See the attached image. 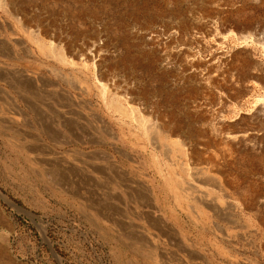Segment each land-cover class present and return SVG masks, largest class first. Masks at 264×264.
<instances>
[{
  "label": "rangeland",
  "instance_id": "374dc122",
  "mask_svg": "<svg viewBox=\"0 0 264 264\" xmlns=\"http://www.w3.org/2000/svg\"><path fill=\"white\" fill-rule=\"evenodd\" d=\"M263 26L264 0H0V264H263L264 149L200 128L246 129Z\"/></svg>",
  "mask_w": 264,
  "mask_h": 264
},
{
  "label": "bare ground",
  "instance_id": "6f19581e",
  "mask_svg": "<svg viewBox=\"0 0 264 264\" xmlns=\"http://www.w3.org/2000/svg\"><path fill=\"white\" fill-rule=\"evenodd\" d=\"M214 2V1H213ZM145 3V2H144ZM197 3V2H196ZM171 6V5H170ZM13 7V6H12ZM188 7V6H187ZM61 8H62V5H61ZM19 9V8H18ZM48 10V9H47ZM50 10V9H49ZM14 12V11H13ZM16 12V11H15ZM190 14V13H189ZM246 16V15H245ZM196 17V16H195ZM197 19V18H196ZM198 20V19H197ZM202 21L203 20H201V23H202ZM176 22V21H175ZM110 24V23H109ZM200 24V23H199ZM192 26V25H191ZM201 26V25H200ZM218 26V25H217ZM26 28V27H25ZM220 28V27H219ZM222 28V27H221ZM242 28V27H241ZM85 29V28H84ZM18 30V29H17ZM158 30V29H157ZM174 30V29H173ZM219 30V29H218ZM241 30V29H240ZM143 31V30H142ZM88 32V31H87ZM233 32V31H232ZM66 34V33H65ZM152 34V33H151ZM194 34V33H193ZM235 34V33H234ZM243 33H241V35H240V37H239V39L241 40V41H246L247 42V40L249 39V38H252V40L254 39L257 43H258V45L260 44V45H262L263 47H264V26L263 27H259V28H257L256 30L254 29V33H253V35L251 34V36L250 35H247V36H245L244 34L242 35ZM146 35V34H145ZM153 35V34H152ZM195 35V34H194ZM194 35H193V37H194ZM239 35V34H238ZM150 36V35H149ZM177 36V35H176ZM192 36V35H191ZM180 37V36H179ZM84 38V37H83ZM175 38H177V37H175ZM195 38V37H194ZM184 39V38H183ZM239 40V41H240ZM152 41V40H151ZM189 41V40H188ZM249 41H251L250 39H249ZM69 42V41H68ZM155 42V41H154ZM83 43V42H82ZM81 43V44H82ZM202 43V42H201ZM255 43V42H254ZM57 44H58V42H57ZM127 44V43H126ZM143 44V43H142ZM217 44V43H216ZM63 45V44H62ZM93 45V44H92ZM137 45V44H136ZM246 45V44H245ZM74 46V45H73ZM86 48V47H85ZM84 48V49H85ZM89 48V47H88ZM88 48H87V51H88ZM221 48V47H220ZM64 49V48H63ZM163 49V48H162ZM170 50V49H169ZM169 50H167V52L169 51ZM80 51V50H79ZM97 51V50H96ZM91 52V51H90ZM166 52V51H165ZM177 52H178V50H177ZM74 53V52H73ZM84 53V52H83ZM92 53H93V51H92ZM141 53V52H140ZM170 53V52H169ZM174 53V52H173ZM176 53V52H175ZM179 53V52H178ZM177 53V54H178ZM189 53V52H188ZM81 54V53H80ZM79 54V55H80ZM88 54V53H87ZM171 54V53H170ZM169 54V55H170ZM183 54V53H182ZM192 54V53H191ZM83 55V54H82ZM185 55V54H184ZM231 55V54H230ZM85 56V55H84ZM87 56V55H86ZM97 56V55H96ZM99 56V55H98ZM182 56V55H181ZM189 56H191L190 54H189ZM195 56V55H194ZM118 57V56H117ZM120 57V56H119ZM171 57V56H170ZM183 57V56H182ZM186 57V56H185ZM188 57V56H187ZM186 57V58H187ZM65 58H67V57H65ZM165 58V57H164ZM185 58V59H186ZM188 58H190V57H188ZM187 58V59H188ZM195 58V57H194ZM106 59V58H105ZM71 60V59H70ZM98 60V59H97ZM170 60V59H169ZM168 60V61H169ZM174 60V59H173ZM195 60V59H194ZM197 60H199V59H197ZM156 61V60H155ZM181 61V60H180ZM229 61V60H228ZM95 62V61H94ZM178 62V61H177ZM182 62H183V59H182ZM188 64L191 66V68H192V65L194 64L193 63V59L192 58H190L188 61ZM195 62V61H194ZM198 62V61H197ZM200 62V61H199ZM198 62V63H199ZM256 62V61H255ZM67 63V62H66ZM165 63V62H164ZM181 63V62H180ZM184 63V62H183ZM237 63V62H236ZM173 64H177V63H174L173 62ZM188 64H186V65H188ZM239 64V63H238ZM161 65H162V63H161ZM182 65H185V64H182ZM181 65V66H182ZM185 65V66H186ZM195 65V64H194ZM210 65V64H209ZM117 66V65H116ZM214 66V65H213ZM217 66L218 65H216L215 67V69L212 67V68H210V69H212V71H213V69H214V74L215 73H218L219 72V69L217 68ZM172 67H173V65H172ZM183 67V66H182ZM259 67V66H258ZM98 68V67H97ZM102 68V67H101ZM188 68V67H187ZM255 68V67H254ZM260 68V67H259ZM193 69V68H192ZM227 69V68H226ZM251 69H253V68H251ZM251 69H249V70H251ZM102 70V69H101ZM107 70V69H106ZM191 70V69H190ZM256 70H257V68H256ZM113 71V70H112ZM196 71H198V70H196ZM210 71V70H209ZM222 71V70H221ZM253 71H255V70H253ZM262 70H260V72H261ZM191 72V71H190ZM259 72V71H258ZM105 73V72H104ZM111 73V72H110ZM117 73V72H116ZM198 73V72H197ZM231 73V72H230ZM241 73V72H240ZM244 73V72H243ZM254 73V72H253ZM253 73H248V75H245V74H247V73H245L244 75H241V78H245V79H250V80H255V81H259L260 80V74L259 75H254ZM41 74V73H40ZM112 74V73H111ZM201 74V73H200ZM212 72H210V73H207V74H205V75H195V77H193V78H195V82H196V85H197V87L199 86L200 88H201V90H202V94L204 95V96H206V97H213V95L216 93H214V89H215V87H216V85H217V83L219 82L218 81V79L219 78H221L220 76H222V75H214ZM219 74V73H218ZM250 74V75H249ZM182 75V74H181ZM180 75V77H182ZM234 75V74H233ZM240 75V74H239ZM179 76V75H178ZM177 76V77H178ZM185 76V75H184ZM191 76V75H190ZM194 76V75H193ZM238 76V75H237ZM112 77V76H111ZM110 77V78H111ZM187 77V76H186ZM240 78V79H241ZM99 79V78H98ZM120 80V79H119ZM187 80V79H186ZM191 80H193V79H191ZM223 80V79H222ZM242 80V79H241ZM112 81H114V80H112ZM133 81V80H132ZM99 82V81H98ZM222 82V81H221ZM237 82V81H236ZM243 82V81H242ZM143 83V82H142ZM181 83V82H180ZM187 83V82H186ZM238 83V82H237ZM255 83V82H254ZM141 84V83H140ZM263 84V83H262ZM187 85H189V84H187ZM194 85V84H193ZM126 86V85H125ZM170 86V85H169ZM195 86V85H194ZM219 86V85H218ZM221 86V85H220ZM219 86V87H220ZM219 87H218V89H219ZM243 87V86H242ZM166 88V87H165ZM191 88V87H190ZM195 88V87H194ZM221 88V87H220ZM159 89V88H158ZM175 89V88H174ZM257 89V88H256ZM191 90V89H190ZM220 90V89H219ZM196 91V90H195ZM216 91V90H215ZM220 92V91H219ZM223 92V91H222ZM126 93V92H125ZM226 93H228V92H226ZM237 93V92H236ZM122 94V93H121ZM120 94V95H121ZM129 94V93H128ZM200 94V93H199ZM198 94V95H199ZM119 95V96H120ZM123 95V94H122ZM127 95V94H126ZM195 95V94H194ZM133 96V95H132ZM218 96V95H217ZM264 96V95H263ZM215 97V96H214ZM220 97V96H219ZM262 97V96H261ZM260 97V98H261ZM135 98V97H134ZM204 98V97H203ZM165 99V98H164ZM209 99V98H208ZM215 99V98H214ZM219 99V98H218ZM130 102V101H129ZM204 102V101H203ZM210 102V101H209ZM218 102V101H217ZM216 102V103H217ZM151 103V102H150ZM193 103V102H192ZM201 103V102H200ZM195 104V103H194ZM212 104V103H211ZM215 104V103H214ZM238 104V103H237ZM197 105V104H196ZM199 105V104H198ZM201 105V104H200ZM204 105V104H203ZM203 105H201V106H203ZM191 106H193V105H191ZM194 107L193 106V111L195 112V113H200L201 111H202V107ZM239 106V105H238ZM211 107V106H210ZM226 107V106H225ZM241 107V106H240ZM250 107V106H249ZM256 109H255V111L253 112V113H251L250 112V114L249 115H247L246 116V118H247V121H248V124H247V126H246V129H244L243 131H241L238 135H235V134H229L228 132V134L225 132V134H223V132H222V129H223V127L225 126V124H226V121H224V119L222 120L221 118H220V114L219 113H205L204 112V121H202L201 122V126H200V128H201V130L209 137V138H211L212 140H213V142H215V141H217L218 143H219V145H222L223 147H231L232 145H237V147L236 148H238V146L240 147V148H242L241 150H246V151H254V150H256V148H257V146H259V147H263V149H264V97H262V99L260 100V102H259V104H258V106L256 105V107H255ZM141 109V108H140ZM208 109H210V108H208ZM214 109H216V108H214ZM218 109V108H217ZM224 110V109H223ZM141 111H142V109H141ZM189 111V110H188ZM217 111V110H216ZM221 111V110H220ZM220 111H218V112H220ZM224 111H227L226 109L224 110ZM239 111H241V110H239ZM158 112V111H157ZM166 112V111H165ZM213 112V111H212ZM169 113V112H168ZM189 113V112H188ZM248 113V112H247ZM158 114V113H157ZM224 114V113H223ZM223 114H221V117H222V115ZM235 114V113H234ZM237 114V113H236ZM194 115V114H193ZM201 115V114H200ZM240 115V114H239ZM238 115V116H239ZM163 117H165V116H163ZM162 117V118H163ZM179 117V116H178ZM244 117V116H243ZM243 117L241 116V119L239 118V120H244L243 119ZM236 118V117H235ZM235 118H234V120H235ZM167 119V118H166ZM174 119V118H173ZM238 119V118H237ZM198 120H200V118L198 119ZM203 120V119H202ZM226 120V119H225ZM238 120V121H239ZM173 121V120H172ZM154 122V121H153ZM231 122V121H230ZM229 122V123H230ZM237 122V121H236ZM240 122V121H239ZM193 123V122H192ZM228 123V122H227ZM233 123V125H234V122H232ZM231 123V124H232ZM170 124H171V121H170ZM179 123H177V125H178ZM195 124V123H194ZM236 124V123H235ZM153 125V124H152ZM167 125H168V123H167ZM173 125V124H172ZM171 125V126H172ZM200 125V124H199ZM161 126V125H160ZM178 126H181V125H178ZM231 126V125H230ZM164 127H167V126H165L164 125ZM184 127V126H183ZM198 127V126H197ZM242 127V126H241ZM241 127H240V129H241ZM168 128V127H167ZM172 128V127H171ZM195 129V128H194ZM228 130V129H227ZM173 132H172V134L174 135V136H177V137H180V138H182V140L183 141H185L187 138L183 135V133H182V130L180 129V127H177V126H175V129H173L172 130ZM168 132H171V131H168ZM193 133V132H192ZM169 134V133H168ZM171 134V135H172ZM194 134V133H193ZM195 135V134H194ZM199 137H201V136H199ZM205 139V138H204ZM208 142V141H207ZM181 143V142H180ZM186 143V142H185ZM190 143V142H189ZM189 143H188V145H189ZM196 144V143H195ZM215 144V143H214ZM180 145V144H179ZM183 145V144H182ZM187 145V146H188ZM213 145V144H212ZM197 148H198V145L196 144L195 145ZM205 146H207V145H205ZM216 146H217V144H216ZM211 147V146H210ZM188 148H190V147H188ZM194 148V150H195V147H193ZM212 148V147H211ZM235 148V149H236ZM191 149V148H190ZM217 149V148H216ZM231 149V148H230ZM176 150V149H175ZM214 150V149H213ZM222 150V149H221ZM209 151V150H208ZM212 152H214V151H212ZM219 152V151H218ZM217 152V153H218ZM226 152V151H225ZM241 152V151H240ZM264 152V151H263ZM216 153V152H215ZM214 153V154H215ZM232 153V152H231ZM256 155H257V150H256ZM198 154V153H197ZM219 154H221V153H219ZM253 155H254V152H253ZM264 155V154H263ZM192 155L190 154L188 157H191ZM196 156V155H195ZM198 157V156H197ZM209 157V156H208ZM258 157V156H257ZM209 158H211V157H209ZM213 158V157H212ZM220 158V157H219ZM180 159V158H179ZM188 159H190V158H188ZM201 159V158H200ZM208 159V158H207ZM193 160V159H192ZM197 161H199L198 159H197ZM214 161V160H213ZM241 161V160H240ZM196 162V161H195ZM215 162V161H214ZM217 162V161H216ZM219 162V161H218ZM217 162V163H218ZM223 162V161H222ZM194 163V162H193ZM197 163V162H196ZM196 163H194L195 165H196ZM209 163V162H208ZM208 163H207V166H208ZM203 164V163H202ZM205 164H206V162H205ZM214 164V163H213ZM220 164V163H219ZM239 164V163H238ZM198 165V164H197ZM200 165V164H199ZM212 165V164H211ZM190 166H191V164H190ZM215 166H217L216 164H215ZM239 166V165H238ZM219 167V166H218ZM217 167V168H218ZM236 167V166H235ZM213 168V167H212ZM221 168V167H220ZM239 168V167H238ZM251 168V167H250ZM175 169V168H174ZM230 169V168H229ZM238 172V171H237ZM247 172V171H246ZM251 173V172H250ZM253 173V172H252ZM263 173V172H262ZM261 173V174H262ZM176 174V173H175ZM193 174V173H192ZM206 176V175H205ZM225 176V175H224ZM90 177V176H89ZM231 178V177H230ZM233 178V177H232ZM251 178V177H250ZM203 179V178H202ZM198 182V181H197ZM190 183H191V181H190ZM214 184H216V180H215V183ZM217 185V184H216ZM253 185V184H252ZM226 186H227V184H226ZM249 186V185H248ZM233 187V186H232ZM260 187V186H259ZM84 188V187H83ZM248 189V188H247ZM211 191V190H210ZM237 192V191H236ZM142 193V192H141ZM223 193V192H222ZM261 193V192H260ZM217 194V193H216ZM220 197H221V195H220ZM244 198V197H243ZM232 200V199H231ZM239 200V199H238ZM259 200V199H258ZM254 202V201H253ZM239 203V202H238ZM150 204V203H149ZM218 203L216 202V200H215V204L214 205H217ZM232 204V203H231ZM259 204L260 205H263L264 204V200H261V201H259ZM151 205V204H150ZM230 205V204H229ZM259 205V206H260ZM220 206V205H219ZM258 206V205H257ZM256 206V207H257ZM212 207V206H211ZM221 207V206H220ZM230 207V206H229ZM233 207H234V205H233ZM237 207V206H236ZM242 207V206H241ZM257 209V208H256ZM259 209V208H258ZM220 210V209H219ZM221 212V211H220ZM204 214V213H203ZM221 215V214H220ZM183 216V215H182ZM233 216V215H232ZM212 219V218H211ZM206 221V220H205ZM214 222V221H213ZM155 224H157V223H155ZM156 230V229H155ZM164 231V230H163ZM208 231V230H207ZM160 234V233H159ZM160 236H162V235H160ZM239 236V235H238ZM232 237V236H231ZM248 238V237H247ZM261 240V239H260ZM237 241V240H236ZM232 243H234V242H232ZM264 243V242H263ZM255 245V244H254ZM261 245V244H260ZM232 246V245H231ZM193 254V253H192ZM199 254V253H198ZM181 255V254H180ZM197 258V257H196ZM263 258V257H262ZM193 259H194V257H193ZM198 260V259H197ZM264 260V259H263ZM234 262V261H233ZM264 264V263H263Z\"/></svg>",
  "mask_w": 264,
  "mask_h": 264
}]
</instances>
